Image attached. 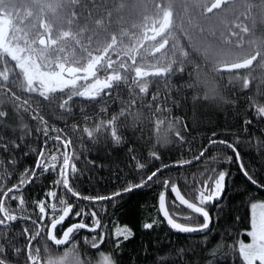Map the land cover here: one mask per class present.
I'll return each instance as SVG.
<instances>
[{
  "label": "trees",
  "instance_id": "1",
  "mask_svg": "<svg viewBox=\"0 0 264 264\" xmlns=\"http://www.w3.org/2000/svg\"><path fill=\"white\" fill-rule=\"evenodd\" d=\"M213 2L0 0V264H44L65 251L48 238L60 199L83 213L70 214L60 227L80 221L93 226V211L100 221L96 234L75 232L68 248L79 245L82 256L105 253L115 264H243L238 244L251 228V204L264 202V187L239 167L243 163L264 185V0H234L206 13ZM163 39L167 48L152 56ZM11 49L42 71L98 63L99 74L117 79L96 97L73 86L45 93L27 80ZM256 54L251 69L220 70ZM213 139L235 144L241 159L210 144ZM201 151L195 163L173 167L197 160ZM38 159L42 167L57 164L56 170L43 173ZM65 160L77 167L76 173L69 169L70 186L93 198L124 193L169 166L139 190L87 202L72 197L63 180L56 184ZM220 171L227 173L223 195L204 205L209 230L172 231L160 216L159 196L166 195L176 222L202 223L176 202L171 184L199 205V191L205 183L211 188ZM41 200L49 207L45 219ZM116 226L133 235L114 242Z\"/></svg>",
  "mask_w": 264,
  "mask_h": 264
},
{
  "label": "snow or ice",
  "instance_id": "2",
  "mask_svg": "<svg viewBox=\"0 0 264 264\" xmlns=\"http://www.w3.org/2000/svg\"><path fill=\"white\" fill-rule=\"evenodd\" d=\"M251 120H246L245 125L251 124ZM214 135V134H213ZM210 144H220L224 145L226 148L230 149L234 155L237 161L241 159L240 153L238 150V147L233 144L232 142L226 141V140H211L209 142ZM204 155V151H201L200 156ZM154 159H160L159 155L157 154ZM200 157H196V159H199ZM231 160V157L229 158ZM186 161V163L181 164H190L191 160H182ZM169 165H163L160 169H156L152 171L150 174L146 176V178L142 179L140 182L135 184H129L124 189L125 192H131L134 191L137 188L145 186L148 182L153 181L154 177L158 176V172L162 171L163 168L168 167ZM140 169H143L145 167L144 164H140L137 166ZM240 170L243 174V176L250 181L252 184H257L260 187H264V185H259V182L254 177L253 174L249 172V170L244 166L243 163H240L239 165ZM36 168L40 169L43 173H48L50 170L53 172L57 168V164H53L49 167H42L39 163V159L36 163ZM71 170L72 173H76L77 167L76 164L73 163V161L65 160L63 169L60 170V176L61 179L56 181V184H61V180H63V188L67 190L68 193L71 194L72 197H78L80 199H83L85 201H101L105 199H113L115 197L120 196L121 192H115L112 196H97L95 198L87 196V195H81L79 192L73 190V187L70 186L69 177H68V171ZM227 173L224 171H220L218 173V177L214 180V183L212 184L211 188L205 183V186L202 190L199 191L198 197L196 199L198 200L199 206L197 203L189 202L188 199H186L183 195H181L180 190L175 184H171V192L175 194V198L179 201L180 205H184L187 207V209H190L192 213L198 214L199 217H202V223H192V224H185V223H179L176 222L173 218L170 217L169 211L165 208V195L161 194L159 196V206L160 211L162 212L167 225L175 230L178 233L183 234H189V233H196V232H203L205 230L209 229L210 224L212 223V218L210 216L209 211L204 207V205L213 203L215 201H218L221 196L223 195V190L225 186V180H226ZM35 178V175L33 176ZM169 181L165 180L164 184L167 186L169 185ZM207 193V194H206ZM47 196L52 199L57 198V192L56 191H49L47 193ZM59 205H62L63 207L60 208V214L58 216H54V218L51 221L50 228L53 230V235L57 241V246L61 245V242H67L66 237L72 236L74 232H77L81 229H86L87 231L96 232V229L99 228L100 221L99 219H96V213L95 211L91 212L90 215L93 217L92 225L90 226L82 221L74 223L70 226H68L61 235H57V229L58 225H62L63 222L66 220V218L69 217L70 214H73L75 217H81L83 215L82 211H76L73 213V206L69 203H67L66 200L60 199ZM37 205H39L38 211L42 214V219L46 218V209L49 207H46V204L43 200L37 202ZM53 207H50V210L52 212H56L57 210V204L53 203L51 204ZM64 205H67L65 208ZM15 206V205H13ZM259 207L260 211L259 213L256 212V209ZM251 230L246 231L244 234L247 235L250 238V243H245L243 240H241L238 244V252L239 257L242 260L243 264H264V203H261L257 205L256 203L251 204ZM179 215V214H178ZM184 220L186 221H193L195 218L192 216H184ZM54 222V223H53ZM144 229L150 230L154 227V222L152 223H145L143 225ZM117 236H122L124 240H128L133 233L130 229L127 227H124L123 229H120L116 232ZM96 240H93V247H96ZM69 255H72L71 251L65 253V259ZM80 257L76 258V264H80ZM103 264H114V262L110 259L108 255L103 256Z\"/></svg>",
  "mask_w": 264,
  "mask_h": 264
},
{
  "label": "rangeland",
  "instance_id": "3",
  "mask_svg": "<svg viewBox=\"0 0 264 264\" xmlns=\"http://www.w3.org/2000/svg\"><path fill=\"white\" fill-rule=\"evenodd\" d=\"M162 26L157 27V31H160ZM155 36V35H154ZM153 37V36H152ZM164 39L161 41L160 44H162ZM1 45H5V43H0ZM7 48V46H5ZM155 48V47H153ZM7 49H10L7 48ZM12 54L16 57V59L23 65L24 70L27 74V80L29 82H34L38 86H41L45 93H49L51 91H56L58 89H64L69 86L74 87V91H83L86 96L94 95L99 90L104 89L106 87H109L111 83L115 80L116 75L108 74L106 75L105 72L103 75L98 73V63H92L88 65V67L84 68V73L82 75L76 76L74 78H68L64 75V71L68 68H61L57 72H46L42 71L41 69L32 66L30 64V61L23 57L20 53L16 52L15 49H11ZM111 69V67H108ZM117 79V78H116ZM78 85H81L80 87L76 88ZM257 205L264 203L261 201L254 202ZM252 211V210H251ZM260 209L259 207L256 209V212L259 213ZM172 217V216H171ZM173 218V217H172ZM122 228H119L116 226L112 239L114 242H122L124 241L122 236H117L116 232ZM251 228L247 231H250ZM246 232V231H245ZM244 232V233H245ZM245 235V234H244ZM243 240L245 243H250V238L245 235L243 236L240 241ZM79 245H77L75 248L67 247L65 251L62 254H58L48 261H46L44 264H76V258L80 257V264H103V256L108 255L110 259L114 262L113 258L109 254L105 253H99L96 258H93L90 256H82L80 253ZM31 247V246H30ZM54 247V246H53ZM30 250V249H29ZM71 251L72 255H69L67 259H65V253Z\"/></svg>",
  "mask_w": 264,
  "mask_h": 264
},
{
  "label": "water",
  "instance_id": "4",
  "mask_svg": "<svg viewBox=\"0 0 264 264\" xmlns=\"http://www.w3.org/2000/svg\"><path fill=\"white\" fill-rule=\"evenodd\" d=\"M234 0H214V2L210 5V7L206 10V13H212V12H214V11H216V10H219V9H221L222 7H223V5H225V4H228V3H230V2H233ZM40 44L41 45H45L46 44V40H44V39H41L40 40ZM167 46H168V42L167 41H164L162 44H160V45H158L153 51H152V53H151V55L152 56H155V55H157V54H159L160 52H162L164 49H166L167 48ZM257 57H258V54H256V55H254L253 57H251V58H248V59H246V60H244V61H241V62H238V63H234V64H231V65H227V66H224V67H222L220 70H222V71H224V72H235V71H242V70H246L247 68H251L252 66H253V64L255 63V61L257 60ZM84 73V70H82V69H79V68H76V67H74V66H70V67H68L65 71H64V75L66 76V77H68V78H74V77H76V76H79V75H82ZM102 91L103 90H100L97 94H95V95H92V97H96V96H98V94H100V93H102ZM203 156H201L199 159H201ZM196 161H198V159L197 160H195V161H193V162H191L190 164H192V163H195ZM190 164H182V165H177V166H173V167H185V166H187V165H190ZM68 173H69V171H68ZM33 179H31V181H32ZM30 181V182H31ZM29 182V183H30ZM28 183V184H29ZM149 183V182H148ZM147 183V184H148ZM27 184V185H28ZM144 187V186H143ZM142 187H140V188H137V189H135L134 191H136V190H139V189H141ZM134 191H131V192H124V193H122L120 196H118V197H115V198H119V197H121V196H124V195H127V194H129V193H132V192H134ZM181 195H182V193H181ZM173 196H174V198H175V194L173 193ZM75 198H77V199H80V198H78V197H75ZM115 198H113V199H115ZM81 200H83V199H81ZM106 200H111V199H105V200H101V201H106ZM175 200H176V202L179 204V201L175 198ZM83 201H85V200H83ZM87 202H100V201H95V200H91V201H87ZM190 202V201H189ZM180 205V204H179ZM180 206H182V207H184V208H186L187 209V207L186 206H184V205H180ZM199 206V205H198ZM165 208L168 210V207H167V197H166V195H165ZM188 210H190V209H188ZM159 211H160V206H159ZM169 211V210H168ZM191 211V210H190ZM195 214V213H194ZM169 215H170V213H169ZM198 215V214H197ZM70 216V215H69ZM160 216H161V218L163 219V221L164 222H166V220H165V218H164V216H163V214H162V212L160 211ZM170 217H171V215H170ZM172 218V217H171ZM68 218H66V220H67ZM174 219V218H173ZM65 220V221H66ZM64 221V222H65ZM63 222V223H64ZM54 223V222H53ZM166 224H167V222H166ZM60 225H58V227H59ZM210 226H211V224H210ZM210 226H209V228H210ZM169 227V226H168ZM170 228V227H169ZM171 229V228H170ZM172 231H174V232H176L175 230H173V229H171ZM209 230V229H208ZM208 230H205V231H203V232H196V233H189V234H185V235H198V234H202V233H205V232H207ZM79 231H84V232H87V233H89V234H96L97 232H98V228L96 229V232H91V231H87L86 229H81V230H79ZM75 233V232H74ZM176 233H178V232H176ZM41 234V229H40V231H39V235ZM179 234H183V233H179ZM39 235H38V237H39ZM70 237L71 236H69V237H66V241L67 242H61V245L60 246H57V241H56V239H55V237H54V235H53V230H52V228H50L49 227V230H48V238H49V241H50V243L55 247V248H59V249H62V248H65L66 246H68L69 245V243H70ZM30 246H31V244L29 245V249H30ZM28 249V250H29Z\"/></svg>",
  "mask_w": 264,
  "mask_h": 264
},
{
  "label": "flooded vegetation",
  "instance_id": "5",
  "mask_svg": "<svg viewBox=\"0 0 264 264\" xmlns=\"http://www.w3.org/2000/svg\"><path fill=\"white\" fill-rule=\"evenodd\" d=\"M253 65H254V64H253ZM252 67H253V66H252ZM252 67H251V68H252ZM251 68H247V69H251ZM247 69H246V70H247ZM246 70H242V71H246ZM97 93H98V92H97ZM81 94H84V92L82 91ZM90 96H91V95H90ZM64 223H65V222H64ZM64 223H63V224H64ZM63 224H62V225H63ZM71 225H72V224H71ZM60 226H61V225H60ZM60 226L58 227L57 232H56V234H57L58 236L61 235L62 232H63L68 226H70V225H68V226H66V227H64V226H63V227H60ZM98 231H99V229H98ZM74 234H75V233H73L72 236L70 237V243H69V245H70V244L72 243V241H73ZM69 245H68V246H69ZM68 246H66L65 248H67ZM65 248H62V249H60V250H63V249H65ZM58 249H59V248H58Z\"/></svg>",
  "mask_w": 264,
  "mask_h": 264
}]
</instances>
